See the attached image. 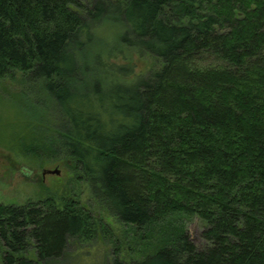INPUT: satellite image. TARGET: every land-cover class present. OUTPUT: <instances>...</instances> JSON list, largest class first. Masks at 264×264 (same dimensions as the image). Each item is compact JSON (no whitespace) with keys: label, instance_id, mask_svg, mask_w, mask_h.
Returning <instances> with one entry per match:
<instances>
[{"label":"trees","instance_id":"16d2710c","mask_svg":"<svg viewBox=\"0 0 264 264\" xmlns=\"http://www.w3.org/2000/svg\"><path fill=\"white\" fill-rule=\"evenodd\" d=\"M104 24L152 68L125 83L97 55L101 77L72 84ZM15 71L43 107L17 152L69 167L142 246L103 260L96 215L48 197L0 203L5 263L264 264V0H0V79ZM175 217L204 223L203 248Z\"/></svg>","mask_w":264,"mask_h":264},{"label":"rangeland","instance_id":"374dc122","mask_svg":"<svg viewBox=\"0 0 264 264\" xmlns=\"http://www.w3.org/2000/svg\"><path fill=\"white\" fill-rule=\"evenodd\" d=\"M119 33L120 27L111 24H104L97 30L96 42L87 46L82 58L83 62L78 60L80 72L72 84L86 87L87 84L91 85L93 81L101 77L94 67L97 55H100L107 64L123 65L133 69L131 76L123 80L125 83L133 82L134 76L145 74L152 68L154 60L151 57L139 56L135 51L118 45ZM86 65L90 67L88 68L90 71L84 73L83 68ZM102 78L107 81L105 77ZM24 79V74L19 71H15L11 77L0 79V203L18 206L50 197L59 208H62L68 200L75 201L93 212L104 229L98 231V237L88 249L99 250L103 260L112 259L114 244L118 243L121 249L119 255L128 257L129 252L142 246L137 245V236L132 228L124 226L100 206L86 182L78 179L74 172L64 166L61 161L54 162L46 158L23 156L17 152L15 138L18 137L19 131L26 132L30 119H41L43 116V107L39 104L36 107L33 106L39 100L37 94L31 93L28 89L27 95L22 96L27 89ZM110 83L107 81V84ZM55 169L59 171L58 174L42 176L43 170ZM173 220H179V223L184 225L187 236L198 249L205 246L206 243L202 237L204 223L200 219L175 217ZM142 232L140 231L141 234ZM5 254V246L0 240V264H7L4 261ZM27 256L34 259L35 253H28ZM90 256L82 255L79 260H92ZM81 262L72 259L59 264H82Z\"/></svg>","mask_w":264,"mask_h":264},{"label":"water","instance_id":"95a60500","mask_svg":"<svg viewBox=\"0 0 264 264\" xmlns=\"http://www.w3.org/2000/svg\"><path fill=\"white\" fill-rule=\"evenodd\" d=\"M58 173H59V171L57 169H55V170H43L42 176L44 177L45 174H53V175H55V174H58Z\"/></svg>","mask_w":264,"mask_h":264}]
</instances>
